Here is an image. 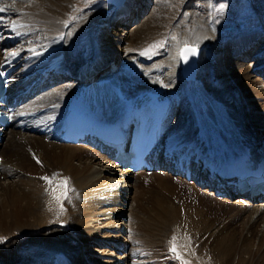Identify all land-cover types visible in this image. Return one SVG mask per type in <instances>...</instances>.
Listing matches in <instances>:
<instances>
[{"label":"bare ground","instance_id":"6f19581e","mask_svg":"<svg viewBox=\"0 0 264 264\" xmlns=\"http://www.w3.org/2000/svg\"><path fill=\"white\" fill-rule=\"evenodd\" d=\"M3 1L9 14L12 13L10 10H19L22 18L15 24L24 26L18 27L16 32L10 27L16 37L9 42L13 44L25 38V45L15 58L10 55L8 59L3 58L0 50V65L8 71L26 65L24 69L12 73L11 82L14 85L11 88L13 91V87L19 88L15 96L28 97L29 100L24 104L23 112L17 109L13 113V126L9 129L16 131L4 137L9 129L1 130L0 168L6 166L9 169L0 174V179L19 178L23 174L24 178L8 185L2 184L0 237L4 238V244L0 243V264H54L57 253L68 258L72 264H91L86 258L87 253L91 254V246L111 249V253L107 250L102 252L108 259L94 264H137V256L131 254L132 249L127 247L129 234L132 233L130 238L139 246L138 249L141 246L149 255H157L171 235L168 231L175 225L172 232L182 233L180 227L183 222L191 226L197 236L202 235L200 248L199 243L193 248L180 245L182 251L179 254L186 257L183 264H258L261 258L264 261V202L220 199L208 190L203 191L194 183L187 184L183 180L188 190L183 189L193 194L191 200L182 205V209L187 208L184 218L174 204L176 202L170 201V196L181 199L176 192L182 183L168 172H161L165 176H158L160 181H156L160 191L168 193H165L168 198L160 192L154 193V198H141L140 193L135 195L129 212L132 230H126L128 237L123 238L122 228L118 226L115 229V224L124 223L134 177L128 171L122 172L115 162L97 149L68 145L57 139L70 97L81 88V82L89 75L90 69L98 70L108 65L132 96L147 90L169 100L166 139L171 138L173 153L177 150L185 153L192 145H198L200 157L216 156V144L209 148L205 143L209 133L205 124L200 122V117L206 119L207 115L205 111H198L194 103L197 93L208 95L205 106L201 107L204 110H208L214 100H221L236 118L241 131L249 133V140L261 143L264 148V83L258 79L261 74H256V79L250 75L254 71L263 73L264 65L254 70L236 62L237 59L230 60L229 48L224 49L227 34L218 31V23L212 22L215 16L208 12L209 0L177 8L183 12L173 29L177 39H171L172 35L159 54L152 58L137 56L136 52H140L147 43L162 38L156 23L158 20L146 21V25L137 28L128 40L115 34L113 37L109 28L114 27L116 18L119 21L127 15L125 12L141 15L145 6L134 11L138 0H129L125 5L126 0L120 7L102 1L104 4L93 12L85 10L80 0H31L23 8L18 3L13 6L7 0ZM257 4L264 17V0H257ZM76 8L79 11L75 13ZM117 10L125 12L119 14ZM6 12L0 13L4 15ZM184 41L188 46L202 50L194 81H186L182 76L179 49ZM236 43L238 52L234 56L249 57L252 51V44L247 45L249 39H238ZM22 54L26 55L24 59ZM58 76L61 81H57ZM53 81V88L41 91L42 84L49 85ZM166 139L163 138L162 142ZM255 143L249 146L243 142L238 148L249 146L259 149ZM219 144L220 150L225 152L234 148L222 141ZM193 159L195 161L194 156ZM37 160L46 170L52 171H48L49 174L46 170L47 174L39 173L40 163L38 165ZM55 171L58 176H54ZM48 175H53L51 184L41 179ZM141 175L138 173L136 176L141 178ZM28 176L38 178L31 180ZM65 180L68 182V198L58 202L55 197L61 196L63 190L59 185ZM142 181L144 184L148 180ZM140 203L142 208L138 209ZM61 205L64 211H61ZM213 207L216 211L228 208L220 217L219 224L210 220L209 209ZM209 221H212L211 226ZM238 224L241 230L235 240L236 236H229V231ZM212 231H215L214 234ZM204 248L211 250L210 258ZM116 251H122L127 257H112L117 254Z\"/></svg>","mask_w":264,"mask_h":264},{"label":"rangeland","instance_id":"374dc122","mask_svg":"<svg viewBox=\"0 0 264 264\" xmlns=\"http://www.w3.org/2000/svg\"><path fill=\"white\" fill-rule=\"evenodd\" d=\"M102 1L103 0H93V2L91 4H89V3H85L84 0H80V2H81L80 4L85 10L87 9V11L91 10L93 12L95 9L100 8L102 6V4H104V3H102ZM128 1L129 0H127L125 5H127ZM138 1H139L138 4H135V8H137V7L141 8V6H145V10L142 11L141 15L138 16L137 13L133 14V12H129V13L125 12V10L128 11V9H125L126 7H124L123 8V9H125L124 11H121L123 9L117 10V11H120L119 14H122V13L125 12V14H127V15H125V16L124 15H120V16H124V17H122L121 20H119V21H117L116 20L117 18H116L115 19V24L113 25L114 27L110 26L109 28H111L110 30L112 32V36L115 34V36H120V37L128 40V39H130V36L134 33V31L137 28H140V27L142 28V27H144L146 25V21L158 20L156 23L159 26V28L161 29L160 31H161V34L163 35L162 38L155 40L156 42L151 41V42L147 43L146 45H144L143 49H141L140 52L139 51L136 52L137 56H139V54L140 55H144V54H141V53H144L147 49H149V47L151 45L157 44V42H159V41H165V43L163 45H160L158 48L154 49L149 54L144 55L146 58H152L153 56H156V55L159 54V51L162 50V48L167 44V41L169 40V38L173 35V29H174L175 25H178L179 19H180L182 13H183L182 10L178 11L177 8L178 7L185 8L187 5H189L191 3L194 4V3L201 2L203 0H190V2L188 0H138ZM4 2L5 1L0 0V8H4L5 7ZM6 2L8 4L9 3L12 4L13 6H16L14 4L18 3V5L22 6V8H23V6L25 7V6L29 5V2L25 1V0H16L15 3H13L12 0H7ZM209 2H210V5H209ZM19 3H21V4H19ZM221 5H223V7H221ZM139 8L134 9V11L137 12L139 10ZM14 9H16V8H14ZM74 10H75V13L79 11V9H77V8L74 9ZM6 11L7 10H5V12ZM10 11L12 12L11 14H9V12H6L4 15H2L0 13V24L2 23V27L0 28L1 29L0 30V45H1L0 50H1L2 54H3V58H5V54L6 53H8L10 55V53L12 51H17V53H19L24 48V45H25V43H24V39L25 38L22 41H16L13 44H11L9 42L11 39L16 37L15 36L16 33L14 34V32L12 33V31L10 30L11 24L15 23L16 21L18 22L22 18L21 13L18 12L19 10L18 11L14 10V11H16V13H14V11H12V10H10ZM214 11H215V13H214ZM208 12L209 13L212 12V13H210L211 16H212V14H214L215 19H213L212 22L213 23L214 22L218 23V25L220 27L219 28L220 30H218V31L227 34V37H226L227 39L225 40V43H224V46H225L224 49L227 50L229 48V51L231 52L230 60L235 61L237 59L236 62H240V64L242 63L244 65L246 64L247 66H250V67L254 68V70L257 67L260 68V67H262L264 65V24H263L264 23L263 22V18L264 17H262V13L259 12V6L257 4V0H209L208 1ZM176 13H177V16H176ZM258 13L261 16H259ZM83 14L84 13H82L81 16ZM184 16H186V13H184ZM242 37L244 39L245 38L249 39V43L247 45L252 44V46H251L252 47V51H250L249 57H245V58L244 57L241 58V57H237V56L235 57L234 56L238 52L237 51V43H236V41L238 39H239V41L243 40ZM26 39H28V37H26ZM25 56H26L25 54H24V56L22 54V59H24ZM246 58H249V59H247L248 61L247 60L244 61ZM255 58H257V59H255ZM21 64H22V62H21ZM28 65H29V63H28ZM25 67H26V65H24V64L19 65V69L20 68L24 69ZM256 74H261V76L263 78L258 76L259 77L258 79L262 83H264V72L263 73H258V72L254 71V72L250 73V75L252 77H254L253 79H256ZM58 78H59V76L57 77V81H61V79H58ZM179 96L180 95H178V97ZM23 110H25V109H23ZM23 110H21V111L23 112ZM236 117H238V113H236ZM241 127H242L243 130H245L243 124H242ZM10 130L11 129H9L5 133L4 137H8L9 136L8 134H10V132L16 131L14 128H12L11 131ZM244 135L246 136V138H248V140L250 139L249 133L246 132V130H245V134ZM112 162H114V161H112ZM37 164L39 165V163H37ZM39 166H38L40 168L39 173H42V174L43 173H45V174L48 173L49 174V172L52 171L51 169H47L46 170V168L43 166L42 163H40ZM94 168H96L97 170L100 169V167H98V166H95ZM117 168H119V167H117ZM8 169H9V167H6V166H4L3 168H0V174L3 175L4 171L5 170L8 171ZM45 170H46L47 173L45 172ZM159 173L161 174V172H159ZM159 173L153 174L154 176L153 175L150 176V175H146L145 173H142L141 178L138 177V176H135V177L133 176L134 177L133 181L131 180V185L133 186V189L131 190V193L129 194L130 195V200H129L130 202H129V206L127 207L126 215L124 216V219H125L124 223H123V225H122V223L120 225L115 224L116 225L115 229L118 226L120 228H122L121 230H123V233H124V235H123L124 237L123 238L127 239V237H128V234L126 233V230H128V229L132 230L131 225L133 223L130 221L129 212H130L131 207H133L132 199L135 197V195H138L140 193L139 196L141 198L142 197L154 198L153 197L154 193H159L160 192V194L163 195L164 197H166V199L168 198L169 195H166L168 193L165 192V190H164V192L166 194L162 193V191H160V189H159V186L157 185V182L160 181V179L157 178V177L158 176H165L163 174L159 175ZM54 174H56V171L54 172ZM54 176H57V175H54ZM36 177L38 178V176H35V177H32V178L28 176V178L29 179L31 178V180L32 179L35 180ZM44 177H47V176H44ZM48 177L51 180H53V175H52V177H51V175H48ZM154 177H156V178H154ZM19 178H24V174H23V176L19 175ZM19 178L18 177L17 178H13V179L12 178L11 179L10 178H5V180H3L2 177H1V179H0V195H2V193H3L2 184L8 185V183H10L12 181H15V180H18ZM175 178L177 179V181L179 183H182L181 188H179V191L176 192V193H178L177 196H179L181 199L180 200L177 199V198L175 199L174 197L171 198V196H170V201H171V203L172 202H176L174 204H176V207L179 210H181V214L180 215L184 216V218H185L187 208L182 209V205H183L184 202L188 201L189 199L191 200L190 196L193 195V194L192 193H186L187 191L185 189L188 190L187 185L185 183H183L184 181L182 179H180V181H179L178 177H175ZM150 179H152V180H150ZM142 180H148L146 182H148V184H150V185L145 184L146 182H144V184H143ZM169 182H170V180H169ZM187 184H189V183H187ZM171 186L174 189V185L172 183H171ZM139 187H140V190H139ZM183 188H185V189H183ZM180 189H182V190H180ZM187 195H188V197H187ZM65 200H67V199H65ZM237 200L238 199L236 198L235 201H237ZM121 201H122V199H121ZM178 201H179V203H178ZM140 208H142L141 207V203L138 205V209H140ZM226 209H228V208H226ZM209 210H211V213H210L211 214V218H210V220H212L213 223H215V224L217 222H218L217 224H219L221 222L220 221V217L224 214L225 210L223 209L224 211H221V209H220V210L216 211V209L214 207L209 209ZM178 220L180 221L179 223H181V219H178ZM212 221H209V222H211L210 226L212 225ZM239 224H238V226L236 225L235 227L230 229L231 232L229 231V236H231V235L232 236L233 235L236 236V237L233 236L235 240H237L239 238V233H240L239 231L241 230V225H239ZM57 226H58V228H61V227H59L61 225H57ZM64 226L66 227L67 225H64ZM180 228H182L181 229L182 233L178 232L179 234L172 232L173 230H175V225L171 228V230L168 231V234L171 232V235L168 236V238L165 240V242L163 244V247H161V253H157V255H153V254L149 255L146 250H144V249L142 250L141 246L138 249L139 246H137L135 244L134 240L132 238H130V236H133L132 233H131V235L129 234V237H128V240L130 239V241L132 243L129 241V245L127 247L132 249L131 250V254L134 253L137 256V258H136L137 264H146V262L148 264H151V262H152V264H183L182 261H186V257H182V255H180L181 251H182V249L180 248V245H184V246L186 245V247L188 246L189 248H193V247H197V244L199 243V248H200L201 247V242H202V241H200V239H202V235H198L197 236V233H195L192 230L193 228L191 226H189L186 222H183V226L181 225ZM214 232L215 231H212V234H214ZM223 235L224 234L222 233L221 236H223ZM2 244H4V243H2ZM120 245L124 246L123 244H120ZM115 246L117 247L118 244L115 245ZM174 246L176 248V252H173V250H172ZM105 250H107V252H110L109 250H111V249L107 248V247H98V246L97 247H93V246H91L89 248V252H91V254H88V253L86 254V258H88V262H90L91 264H94L96 262L100 263L101 259H104V260L108 259L107 255H104V256L102 255V252L105 251ZM121 250H122V247H121ZM203 250L206 252L205 254H208V256L210 258L211 250L206 251L205 248ZM237 250L239 251V247H238ZM116 253L117 254L113 255L112 257H115V258H121L122 257V259L127 257L126 256L127 254L126 255L122 254V251H116ZM140 253L142 254L141 255L142 257L140 256ZM146 254H148V255H146ZM245 258L247 260L248 256L246 255ZM143 259H144V261H143ZM159 260H162L164 262H160ZM138 262H140V263H138ZM257 262H258V264L259 263L260 264L264 263L262 258L259 259Z\"/></svg>","mask_w":264,"mask_h":264},{"label":"snow or ice","instance_id":"6c2138e0","mask_svg":"<svg viewBox=\"0 0 264 264\" xmlns=\"http://www.w3.org/2000/svg\"><path fill=\"white\" fill-rule=\"evenodd\" d=\"M13 3L16 2V0H12ZM28 2H31V0H28ZM85 3H89L91 4L93 2V0H84ZM221 7H223V5H221ZM5 11L4 8H0V12H3ZM18 27H24L23 25H17L15 23H12L11 24V29L12 31L16 32ZM19 34V33H18ZM171 39L175 40L177 39L174 35L171 37ZM165 43V41H159L157 42V44H154V45H151L149 47V49H147L144 53H141V54H144V55H147L149 54L150 52H152L154 49L158 48L160 45H163ZM183 43V46L179 49V55H180V58L184 61V63H188V60H189V57L190 56H196L198 55V50L196 47H188V44L186 41L182 42ZM18 55V53L16 51H12L10 53V56L11 58H15L16 56ZM9 58V54L6 53L5 54V59H8ZM37 163H40L39 160H37ZM55 175H59L58 173L55 174ZM41 179H44L46 182H48L49 184L52 183V180L49 178V177H41ZM59 187L63 190L62 193H61V196H57L55 197L57 199V201L59 202L61 199H67V191H68V182L67 180L63 181L60 183ZM61 211H64L63 209V206L61 205ZM4 242V238L0 237V243H3ZM173 252H176V248L175 246L173 247Z\"/></svg>","mask_w":264,"mask_h":264},{"label":"water","instance_id":"95a60500","mask_svg":"<svg viewBox=\"0 0 264 264\" xmlns=\"http://www.w3.org/2000/svg\"><path fill=\"white\" fill-rule=\"evenodd\" d=\"M108 1L109 3L116 5V6H121L126 0H105ZM188 47H194V46H188ZM197 48V47H196ZM198 50V55L196 56H190L188 63H184V61L181 59V64H182V72L183 76L186 80H194L197 75L198 71V61L201 57L202 50L197 48Z\"/></svg>","mask_w":264,"mask_h":264}]
</instances>
